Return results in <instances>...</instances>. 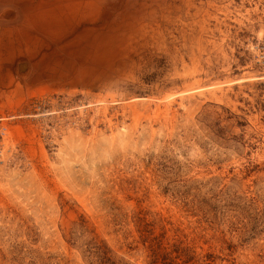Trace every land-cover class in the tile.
Here are the masks:
<instances>
[{"label":"rangeland","instance_id":"374dc122","mask_svg":"<svg viewBox=\"0 0 264 264\" xmlns=\"http://www.w3.org/2000/svg\"><path fill=\"white\" fill-rule=\"evenodd\" d=\"M73 8L34 70L0 18V264H264V0Z\"/></svg>","mask_w":264,"mask_h":264},{"label":"crops","instance_id":"0c3cea01","mask_svg":"<svg viewBox=\"0 0 264 264\" xmlns=\"http://www.w3.org/2000/svg\"><path fill=\"white\" fill-rule=\"evenodd\" d=\"M74 2L75 0H29L28 3H24L16 10L17 21H6L8 23L4 25V29L10 33V37L2 35L4 46H7L8 51H13L17 59L27 61L29 70H34L36 64L39 65L42 59L48 57L47 55L54 50L49 30L52 21L57 22V26L62 28L59 31L62 36L60 46L62 49L67 46L68 37L74 34L72 27L79 18L74 12ZM56 3H61V7L51 12L52 4Z\"/></svg>","mask_w":264,"mask_h":264},{"label":"water","instance_id":"95a60500","mask_svg":"<svg viewBox=\"0 0 264 264\" xmlns=\"http://www.w3.org/2000/svg\"><path fill=\"white\" fill-rule=\"evenodd\" d=\"M17 14L13 9H7L2 14L0 15V18L3 20H14L16 19ZM27 68L26 64H21L20 65V70L23 72Z\"/></svg>","mask_w":264,"mask_h":264}]
</instances>
